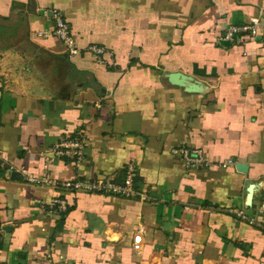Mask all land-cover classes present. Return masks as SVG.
Masks as SVG:
<instances>
[{
  "label": "crops",
  "instance_id": "0c3cea01",
  "mask_svg": "<svg viewBox=\"0 0 264 264\" xmlns=\"http://www.w3.org/2000/svg\"><path fill=\"white\" fill-rule=\"evenodd\" d=\"M254 17L257 34L223 43ZM83 131L82 161L52 154ZM129 165L130 196L24 179L119 181ZM263 199L264 0H0V264H264Z\"/></svg>",
  "mask_w": 264,
  "mask_h": 264
},
{
  "label": "built area",
  "instance_id": "2783aa9c",
  "mask_svg": "<svg viewBox=\"0 0 264 264\" xmlns=\"http://www.w3.org/2000/svg\"><path fill=\"white\" fill-rule=\"evenodd\" d=\"M52 16L55 21V36L65 45L66 49L71 53L77 51V44L69 23L66 21L61 10L52 9ZM259 29V18L254 17L249 22L241 24H230L227 27L224 39L230 43L236 41L240 34L250 33L251 35L257 34ZM91 51L101 56L104 53L111 52V50L99 46L90 45L88 47ZM100 62H103L99 58ZM86 135L85 132H81L74 136H65L58 143H56L51 152L53 155L60 157H69L77 162L82 161L85 156ZM172 154L179 156L186 164L190 166H209L211 162L205 157L201 148H192L187 146H180L172 149ZM234 161L228 159L224 161V164H232ZM135 168L132 165L127 167L126 175L122 180L116 181L112 177L100 176L94 179H66L60 180L58 178L48 175V173L41 172L39 174L27 173L24 177L25 181L35 185H48L59 186L71 190H84L91 193H103L112 194L117 196H130L135 192L134 178ZM51 209L56 212V207L59 210H65L67 202L64 199L55 197L52 199ZM261 215L264 216V199L259 203L257 207ZM235 213L238 217L248 221L249 223H258L253 217L249 218L245 211L236 209ZM264 222V220H262ZM259 224V223H258ZM264 227V225H263ZM141 234H137L134 237L135 247L138 248L141 242Z\"/></svg>",
  "mask_w": 264,
  "mask_h": 264
},
{
  "label": "water",
  "instance_id": "95a60500",
  "mask_svg": "<svg viewBox=\"0 0 264 264\" xmlns=\"http://www.w3.org/2000/svg\"><path fill=\"white\" fill-rule=\"evenodd\" d=\"M226 42L225 44H230L229 41H223V43ZM237 169L241 170V171H246L247 170V164L245 163H239L237 164ZM254 189H255V185L253 183H251L248 186V204H250L252 202V198H253V194H254Z\"/></svg>",
  "mask_w": 264,
  "mask_h": 264
}]
</instances>
